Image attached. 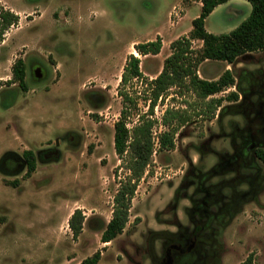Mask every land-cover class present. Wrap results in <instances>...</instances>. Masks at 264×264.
<instances>
[{
    "label": "rangeland",
    "instance_id": "rangeland-1",
    "mask_svg": "<svg viewBox=\"0 0 264 264\" xmlns=\"http://www.w3.org/2000/svg\"><path fill=\"white\" fill-rule=\"evenodd\" d=\"M4 1L22 14L0 42V264H81L97 251L96 264H239L248 256L264 264V164L254 154L264 148V50L232 64L202 63L203 78L229 69L235 84L217 95L233 91L238 99L224 100L213 119L182 127L174 150L155 153L128 224L103 242L125 175L113 126L126 57L156 71L169 41L191 29L198 0ZM250 9L246 0L220 4L205 28L229 32ZM157 35L160 54L134 49ZM18 58L26 90L6 82ZM138 103L145 110L141 96ZM24 150L36 158L29 176ZM76 208L85 220L73 239L68 218ZM194 226L201 231L183 252Z\"/></svg>",
    "mask_w": 264,
    "mask_h": 264
},
{
    "label": "trees",
    "instance_id": "trees-1",
    "mask_svg": "<svg viewBox=\"0 0 264 264\" xmlns=\"http://www.w3.org/2000/svg\"><path fill=\"white\" fill-rule=\"evenodd\" d=\"M230 0H200L199 14L192 20L189 34L179 36L169 44L170 53L164 58L160 72L152 79L144 76L140 68V58L130 53L125 60L118 95L121 97V109L114 122L113 146L120 159L119 168L125 175L119 179L118 188L113 196L111 218L101 233V240L109 242L119 235L129 222L130 208L137 186L144 175L150 173L154 161V152L174 150L176 134L185 125L195 121L213 119L224 100L236 101L238 93L229 92L226 96H218L227 88L234 86L235 78L229 69H225L216 79H206L198 74L199 65L206 60L234 63L238 57L255 51L264 50V0H246L251 9L240 24L226 33L214 34L205 28V19L213 9ZM19 15L0 5V42L5 38L11 26L17 25ZM200 40L201 46L194 48L193 40ZM135 50L140 55H155L160 52L162 39L159 35L152 40L137 42ZM12 77L6 82H18L26 90L24 81L25 66L22 58H18L12 68ZM138 79L134 81V79ZM142 79L140 95L135 87ZM170 95V103L159 122L154 115L155 106L163 104ZM140 96L148 107L144 111L139 107ZM136 121L133 122L134 117ZM127 123H133L131 127ZM163 126L153 136V128ZM255 156L264 164V148H256ZM26 174L29 176L36 168V158L31 150H24ZM85 215L76 208L68 218V227L73 239L82 232ZM100 252L81 261V264H96ZM239 264H255L248 256Z\"/></svg>",
    "mask_w": 264,
    "mask_h": 264
},
{
    "label": "crops",
    "instance_id": "crops-1",
    "mask_svg": "<svg viewBox=\"0 0 264 264\" xmlns=\"http://www.w3.org/2000/svg\"><path fill=\"white\" fill-rule=\"evenodd\" d=\"M197 4L200 6V8H201V2H200V0H198V2H197ZM0 5H2L4 8H8V9H10V10H14V12L15 13H17V14H20V16H21V12H20V10L19 9H16V8H14L13 6H11L10 4H8V5H6L5 4V1L4 0H0ZM182 17V16H181ZM180 19V18H179ZM192 28V27H191ZM191 30V29H190ZM190 30L189 31H187V32H190ZM187 32H185V33H181V34H178V35H176V36H174V38L173 39H175V38H177V37H179L180 35H182V34H186ZM172 39V40H173ZM172 40H170L169 41V44H170V42L172 41ZM202 43V42H201ZM164 45L162 44V47H163ZM162 47H161V49H162ZM135 49V48H134ZM161 49H160V52L158 53V54H160L161 53ZM170 53V52H169ZM168 53V54H169ZM158 54H155V55H158ZM168 54H166L165 55V57L168 55ZM147 55H151V54H147ZM154 55V56H155ZM143 56H146V55H143ZM164 57V58H165ZM164 60V59H163ZM206 61H208V60H206ZM205 62V61H204ZM203 63V62H202ZM202 63L199 65V67H198V74H199V76L200 77H202L201 75H200V66L202 65ZM162 65H163V62L161 61V63H160V65H159V68L156 70V71H146V70H143L142 69V67H141V61H140V68H141V71H142V73L144 74V76H146V77H148L149 79H152V78H154L159 72H160V70H161V68H162ZM206 79H209L210 80V78H206ZM212 79V78H211ZM213 79H216V78H213Z\"/></svg>",
    "mask_w": 264,
    "mask_h": 264
},
{
    "label": "built area",
    "instance_id": "built-area-1",
    "mask_svg": "<svg viewBox=\"0 0 264 264\" xmlns=\"http://www.w3.org/2000/svg\"><path fill=\"white\" fill-rule=\"evenodd\" d=\"M138 79H134V81H137ZM141 83H142V79H139V81H138V84H139V87L141 88ZM138 87V88H139ZM138 90V89H137ZM140 90H138V92H137V94L138 95H140V92H139ZM169 97H170V95H168L165 99H164V102H163V104H160V103H158L156 106H155V108H154V117L160 122L161 121V116H162V114H163V112H164V109L168 106V105H174V103H170V101H169ZM148 102H149V99L146 101V108H145V110L147 109V107H148ZM160 106H162V109H161V113H160V115H158L157 114V108L158 107H160ZM144 110V111H145ZM137 116H135L134 117V120H133V122H135L136 121V118ZM133 123H127V126L128 127H131V125H132ZM161 127H163L162 125H159L158 127H154L153 128V136H154V139H155V141L157 142V140H158V138H157V135H158V133H159V131L161 130V129H158V128H161ZM154 155H155V152H154ZM125 172V171H124ZM125 174V173H124ZM120 179V178H119Z\"/></svg>",
    "mask_w": 264,
    "mask_h": 264
},
{
    "label": "flooded vegetation",
    "instance_id": "flooded-vegetation-1",
    "mask_svg": "<svg viewBox=\"0 0 264 264\" xmlns=\"http://www.w3.org/2000/svg\"><path fill=\"white\" fill-rule=\"evenodd\" d=\"M7 160V159H6ZM16 160V159H15ZM14 160V161H15ZM14 162H11V164L10 165H12ZM15 163H16V161H15ZM9 167H7L6 169H8ZM195 226H194V228H193V231L190 233V235H189V241L190 242H188V244L185 246V247H183V245H182V251L183 252H188L189 251V249H191V246H192V244H193V240H196V237H197V235H198V233L201 231V228L202 227H200V228H198V229H196L195 230ZM191 239V240H190ZM171 247L172 248H174V247H177L178 249H179V247H180V244H177V243H174V244H171ZM167 255H168V253H167Z\"/></svg>",
    "mask_w": 264,
    "mask_h": 264
},
{
    "label": "water",
    "instance_id": "water-1",
    "mask_svg": "<svg viewBox=\"0 0 264 264\" xmlns=\"http://www.w3.org/2000/svg\"><path fill=\"white\" fill-rule=\"evenodd\" d=\"M164 264H169V261H168V262H166V263H164Z\"/></svg>",
    "mask_w": 264,
    "mask_h": 264
},
{
    "label": "bare ground",
    "instance_id": "bare-ground-1",
    "mask_svg": "<svg viewBox=\"0 0 264 264\" xmlns=\"http://www.w3.org/2000/svg\"><path fill=\"white\" fill-rule=\"evenodd\" d=\"M136 52V51H135Z\"/></svg>",
    "mask_w": 264,
    "mask_h": 264
}]
</instances>
